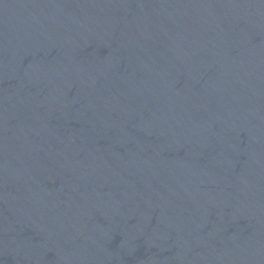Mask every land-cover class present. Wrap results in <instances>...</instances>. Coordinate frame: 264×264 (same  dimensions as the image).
Segmentation results:
<instances>
[{
    "label": "water",
    "instance_id": "water-1",
    "mask_svg": "<svg viewBox=\"0 0 264 264\" xmlns=\"http://www.w3.org/2000/svg\"><path fill=\"white\" fill-rule=\"evenodd\" d=\"M0 264H264V0H0Z\"/></svg>",
    "mask_w": 264,
    "mask_h": 264
}]
</instances>
